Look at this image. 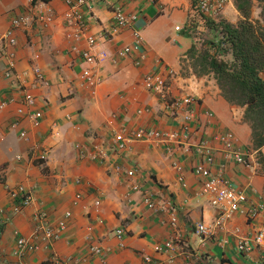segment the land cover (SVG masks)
<instances>
[{
  "label": "crops",
  "instance_id": "0c3cea01",
  "mask_svg": "<svg viewBox=\"0 0 264 264\" xmlns=\"http://www.w3.org/2000/svg\"><path fill=\"white\" fill-rule=\"evenodd\" d=\"M250 1V16L258 18L260 4ZM44 4L40 0L33 4L28 0H0V32L10 25L12 16L44 10ZM48 5L55 13L54 23L44 30L36 25L17 30L14 47L16 70L24 73L36 99L32 109L42 111V120L32 125L24 119L11 127L18 101L0 110V264H19L21 260L26 264H264V239L253 243L249 251L238 248L242 238L251 239L264 228V165L245 166L225 159L223 147L213 139L219 132L231 131L238 144L251 147L244 107L229 103L221 95L212 74L196 76L187 61L182 62L193 43L200 46L205 38L217 39V31L193 12L191 0H157L156 4L132 0L124 8L139 11V17L131 27L111 33L112 7L98 1L87 21L89 31L97 36L96 50L105 56L100 66L101 82L92 91L81 84L85 64L66 52L63 0L48 1ZM241 18L236 0L224 8L222 20L236 24ZM135 31L140 35L138 44ZM123 46H130L131 51L118 56ZM138 57L140 64L136 65ZM159 58L175 71L168 81V98L193 97L190 108L197 120L192 123L190 146H176L172 153L158 141H132L123 152L108 148L110 132L119 126L129 131L177 127V121L164 110V100L142 85L143 74L153 70ZM34 66L41 69L48 86H32ZM10 90L0 69V101ZM146 107L149 111L138 112ZM206 110L214 114L210 124H206ZM20 129L27 131V140L19 137ZM201 138L209 140L214 152L209 165L212 173L244 191L246 207L262 205L256 216L235 214L224 222L219 220L217 210L201 193L203 179L193 172L195 165L204 163L194 149ZM98 139L106 148L101 160L95 157L99 153L93 147ZM77 144L84 149V156L79 155ZM43 150L47 157L39 165ZM261 154L264 158V146ZM117 165L121 170L115 169ZM129 168L135 169L133 177L124 173ZM20 183L32 190L34 200L7 219L13 204L8 189ZM130 184L138 185L140 191L127 195ZM143 190L153 194L156 209L145 205ZM77 193L80 197L75 200ZM38 209L45 210L52 221L67 211L71 215L58 240L20 259L12 250L17 237L29 236L32 216ZM200 222L208 228L203 237L195 233ZM120 225L126 229L123 247L113 236ZM170 238L174 250L156 251L157 245ZM91 243L107 249L104 262L89 253ZM68 257L81 260L65 263Z\"/></svg>",
  "mask_w": 264,
  "mask_h": 264
},
{
  "label": "built area",
  "instance_id": "2783aa9c",
  "mask_svg": "<svg viewBox=\"0 0 264 264\" xmlns=\"http://www.w3.org/2000/svg\"><path fill=\"white\" fill-rule=\"evenodd\" d=\"M30 4L36 0H28ZM45 3L43 7L46 9H38L35 13L17 14L11 17L10 25L0 32V69L3 77L9 82L10 93L0 101V110L4 109L10 103L18 101V106L15 110V116L10 122L11 127H17L24 119H29L32 125H38L42 120L43 113L40 110L32 109L36 103L34 95L30 92V86L25 83L24 73L16 70V60L14 47L17 43V30H27L29 27L37 26L39 29L50 27L55 21V13L49 8L48 1L40 0ZM45 1V2H44ZM105 2L109 7H112V23L111 33L121 29L131 27L140 15L139 11L128 12L125 10V4L132 0H63L65 10L62 13V27L64 38L68 42L66 52L75 54L79 60L85 64L80 73L81 84L89 87L92 91L101 82L100 66L105 56L104 52L96 50L97 36L89 31L88 15L90 16L92 8L98 2ZM148 4H156L157 0H145ZM233 0H191L192 10L194 13L203 16L206 19L219 21L222 19L224 8ZM180 27L175 26L178 30ZM109 34L105 37L108 38ZM135 43H140V35L137 31L134 32ZM131 51L130 46H123L117 51L118 56H125ZM134 64H140V57L134 60ZM155 68L150 72H146L142 76V85L144 89L152 94L157 95L164 100V110L173 119L177 121V127L172 130H159L150 127H139L129 131L124 126L114 128L110 132V137L107 141V147L118 152H123L127 149L132 141H158L164 144L168 153H172L174 147L185 145L190 146L191 134L193 132L192 123L197 119L190 104L193 97L190 94L180 95L168 98L167 89L168 81L175 76V71L170 66L162 63L161 59L156 60ZM33 75L32 86L44 85L48 86L49 82L45 78L41 69L34 66L31 69ZM19 97V98H17ZM149 111V108L140 109L138 112ZM206 124L211 123L214 114L211 110L205 111ZM19 137L24 140L28 139V134L25 129H20ZM213 139L223 147V155L225 159L232 160L236 163L252 166L253 164H262L257 158V152L252 147H244L237 143L235 135L231 131H223L214 135ZM80 156H84L85 152L81 145L77 144ZM93 147L98 151V160L104 156V145L99 139L93 144ZM195 151L203 157L204 163L195 165L193 172L201 177L202 187L201 193L208 197L209 203L217 210L218 218L224 222L235 214L254 217L261 210L262 205L257 204L246 207L247 194L236 188L233 183L224 180L220 175L212 173L210 164L214 161V152L210 142L206 138H201L195 145ZM47 153L43 150L39 155V165L46 160ZM173 166L181 171V167L177 162ZM117 171L121 170L120 166H115ZM124 173L127 177H133L135 169H125ZM264 176V167L262 170ZM140 188L136 184H130L127 195L139 192ZM8 194L13 199V204L10 206L7 219L21 213L24 208L29 206L34 196L32 190L23 184H16L8 189ZM142 200L150 209H156V204L153 194L150 191H141ZM75 200L80 197L76 194ZM98 204V201H95ZM0 211H3L0 207ZM70 212H65L56 220H50L48 213L43 209H38L32 216L33 226L29 236H19L16 239L12 254L18 258H22L27 252H33L42 248H48L51 243L61 237L62 231L67 226V221L70 217ZM175 218L172 217V221ZM195 233L199 237L208 234L207 226L200 222L195 227ZM126 235V229L120 225L113 230V236L118 241V246L123 247V238ZM264 239V228L258 231L251 239L242 238L238 244L240 250L249 251L252 244H260ZM173 239H167L156 246L158 252H170L174 250ZM89 253L101 258L104 262L107 249L98 244L91 243L88 246ZM80 257H68L65 263H77ZM145 260H149L145 257ZM19 264H26L22 260ZM38 264H49L47 261H41Z\"/></svg>",
  "mask_w": 264,
  "mask_h": 264
},
{
  "label": "trees",
  "instance_id": "16d2710c",
  "mask_svg": "<svg viewBox=\"0 0 264 264\" xmlns=\"http://www.w3.org/2000/svg\"><path fill=\"white\" fill-rule=\"evenodd\" d=\"M260 13L251 18L250 0H236L242 18L236 24L200 16L217 31V39L193 43L182 59L196 76L212 74L221 95L231 104L244 107L243 118L251 128V147L264 164V0H258ZM230 55V59L226 56Z\"/></svg>",
  "mask_w": 264,
  "mask_h": 264
}]
</instances>
